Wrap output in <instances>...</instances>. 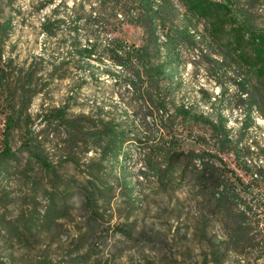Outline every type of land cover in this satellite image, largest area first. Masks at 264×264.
Masks as SVG:
<instances>
[{
    "label": "rangeland",
    "instance_id": "obj_1",
    "mask_svg": "<svg viewBox=\"0 0 264 264\" xmlns=\"http://www.w3.org/2000/svg\"><path fill=\"white\" fill-rule=\"evenodd\" d=\"M110 5L106 0H0V25L10 23L7 34L0 39V68L5 69L7 76L6 90L0 96V260L7 264H31L46 255L58 262H70L71 254H83L74 262L211 264V247L224 238L219 225L213 223L207 230L202 227V210L185 187H160L159 179H153L145 165V145L137 140L126 144L127 159L123 162L120 158L123 165L115 164L113 171L103 177L114 189L110 192L106 188L110 193L99 198L94 208L85 204L77 191L89 178V161L95 154L85 153L82 148L77 164L65 161L68 152L63 147V129L47 124L46 112L63 104L70 106V112H89L93 105L100 104L118 113L129 108L135 123L142 124L133 111L135 107H131L137 105L131 92L105 71L108 62L82 57L77 52V46L83 49L92 40L100 48L105 47L112 37L130 45L144 43V30L136 24L123 23L115 31L111 29L120 19L109 13ZM48 19L60 20L53 26V36L43 31ZM197 24L202 32L204 21ZM188 58L197 61L191 65L186 60L180 66L176 81L182 78L181 86L170 98L207 117L215 118L221 112L233 138L251 148L249 162L264 163V116L255 107L251 124L243 131L246 103L240 100L230 79L233 74L218 76L197 53ZM165 84L161 82V86ZM214 95L217 99L211 105L209 99ZM13 107L21 112L22 119L7 138L6 120ZM26 122L43 142L50 160L58 164L63 182L57 186L58 180L45 174L25 150ZM175 128L190 135L186 148L217 150L208 125L177 119ZM202 136L207 143L203 144ZM6 146L10 152L4 156ZM222 156L246 182L251 180L233 152H223ZM123 166L132 180V196L117 185V178H123ZM142 171L147 173L143 177ZM53 186H60L58 191H52L56 192L60 210L52 225H48L47 190ZM66 191L68 195L64 194ZM250 191V198H264V186L252 183ZM30 217L37 226L32 231L23 225ZM15 225L19 226L17 231ZM249 237L243 253L218 245L226 251L220 264H264V231L256 229Z\"/></svg>",
    "mask_w": 264,
    "mask_h": 264
},
{
    "label": "trees",
    "instance_id": "obj_2",
    "mask_svg": "<svg viewBox=\"0 0 264 264\" xmlns=\"http://www.w3.org/2000/svg\"><path fill=\"white\" fill-rule=\"evenodd\" d=\"M106 1L111 2L109 13L113 18L120 19L119 24L111 29L115 31L123 23L136 24L144 30V43L140 46L130 45L118 37H112L105 47L100 48L98 42L92 40L83 49L77 46V52L82 57H96L104 64L108 62L109 68L105 71L117 83L123 82L124 89L131 92L133 102L137 104L131 107H135L133 111L140 116L142 124L135 123L129 108L124 113H118L106 110L100 104L93 105L89 112H70L68 104L46 112V123L56 124L57 128L63 129V147L68 152L65 161L77 164L82 148L85 153L95 154L89 161L92 168L89 178L77 191L83 202L94 208L99 198L114 189L103 177L109 170L113 171L115 164L123 165L127 159L126 144L137 140L145 145V165L153 173V179H159L160 187H185L202 210V227L207 230L214 223L224 230L223 240L211 247L209 262H224L226 251L218 245H226L227 250L243 253V245L249 242L250 233L256 229L264 231V198H250L253 194L250 191L252 183L264 186V163L249 162L251 148L242 146L239 140L233 138L227 118L221 112L215 118L207 117L195 112L193 107L174 102L170 95L181 86L182 78L176 81L180 76V66L186 60L191 65L195 64L197 60H189L188 57L197 53V57L205 58L209 68L218 76L233 74L230 79L240 100L246 103H243L246 108L243 131L251 124L255 107L264 116V0ZM200 20L204 21L202 32L197 24ZM59 21L46 20L43 31L47 35H55L53 26ZM6 25H0V39L7 34L10 23ZM91 75L95 77L94 73ZM6 79L5 69L0 68V96L6 90ZM161 82L166 84L161 86ZM22 88L26 93L25 86ZM216 99L215 95L210 97L211 105L215 104ZM12 111L6 120L7 138L22 119L21 112L14 107ZM150 118L153 121L148 120ZM177 119L208 125L212 129L217 150L186 148L185 141L190 135L178 132L175 128ZM25 135L23 145L35 163L45 174L58 180L56 186L63 182L57 171L58 164L50 160L43 142L38 135H34L27 122ZM200 139L203 144L207 143L206 137ZM9 152V148H5L4 156ZM223 152L235 154L240 168L251 176L250 181L246 182L235 168L228 165ZM121 169L123 178L122 181L117 178V185L132 196V180L126 174V167ZM146 174L142 171L140 176ZM53 187L47 190L50 206L45 222L48 225H52L58 217L55 213L60 210L56 192H52L55 189L58 191L60 186ZM64 189L68 190L69 187ZM64 194L68 195L69 192ZM23 225L30 231L37 227L36 220L31 217ZM18 227L15 225L14 231ZM69 257L70 262H58L48 255L40 256L31 264H107L74 262L83 254H71ZM0 264L7 263L0 260Z\"/></svg>",
    "mask_w": 264,
    "mask_h": 264
}]
</instances>
